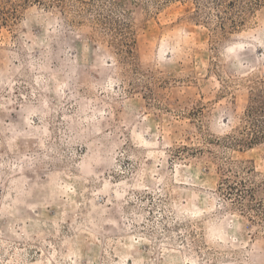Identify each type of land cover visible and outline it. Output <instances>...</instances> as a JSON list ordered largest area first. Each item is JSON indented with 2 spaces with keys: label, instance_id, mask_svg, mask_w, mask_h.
I'll list each match as a JSON object with an SVG mask.
<instances>
[{
  "label": "rangeland",
  "instance_id": "rangeland-1",
  "mask_svg": "<svg viewBox=\"0 0 264 264\" xmlns=\"http://www.w3.org/2000/svg\"><path fill=\"white\" fill-rule=\"evenodd\" d=\"M196 5L128 3L130 53L93 8L0 25V264H264V143H228L264 2L226 32Z\"/></svg>",
  "mask_w": 264,
  "mask_h": 264
},
{
  "label": "trees",
  "instance_id": "trees-1",
  "mask_svg": "<svg viewBox=\"0 0 264 264\" xmlns=\"http://www.w3.org/2000/svg\"><path fill=\"white\" fill-rule=\"evenodd\" d=\"M173 0H0V25H8L18 16L19 8L29 3L60 7L67 11L82 14L90 11L96 14L95 22L111 35L117 45L125 46L130 53L132 43V27L127 4H152L161 6ZM264 0H196L201 9L214 10L218 18V28L221 32L235 29L242 25L246 15ZM253 102L245 112V124L238 136L229 138V144L235 147L250 148L264 143V87H256ZM232 187H230L231 189ZM251 191V190H250ZM241 197V196H240ZM254 198L253 190L248 195Z\"/></svg>",
  "mask_w": 264,
  "mask_h": 264
}]
</instances>
